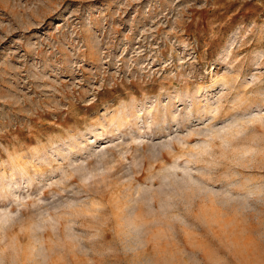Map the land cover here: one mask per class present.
Masks as SVG:
<instances>
[{
	"label": "rangeland",
	"instance_id": "374dc122",
	"mask_svg": "<svg viewBox=\"0 0 264 264\" xmlns=\"http://www.w3.org/2000/svg\"><path fill=\"white\" fill-rule=\"evenodd\" d=\"M0 264H264V0H0Z\"/></svg>",
	"mask_w": 264,
	"mask_h": 264
}]
</instances>
